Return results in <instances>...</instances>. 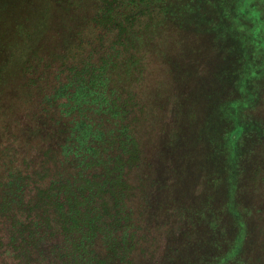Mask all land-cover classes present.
<instances>
[{
	"label": "rangeland",
	"instance_id": "rangeland-1",
	"mask_svg": "<svg viewBox=\"0 0 264 264\" xmlns=\"http://www.w3.org/2000/svg\"><path fill=\"white\" fill-rule=\"evenodd\" d=\"M250 1L205 0L201 10L183 11V22L160 28L169 37L156 45L140 89L143 164L132 171L125 199L128 233L140 239L127 256L132 264H264V99L259 104L253 91L259 48L243 42ZM103 3L0 0V153H18L11 167L26 177L25 202L53 175L46 153L55 150V118L66 97L60 111L53 102L69 69L92 65V42L102 46L101 57L111 43L110 32L92 25ZM213 10L228 20L221 30L211 28ZM242 77L250 91L243 101ZM239 127L247 131L240 146L232 137ZM4 161L0 154V191L8 180ZM9 234L0 218V264H19Z\"/></svg>",
	"mask_w": 264,
	"mask_h": 264
},
{
	"label": "trees",
	"instance_id": "trees-1",
	"mask_svg": "<svg viewBox=\"0 0 264 264\" xmlns=\"http://www.w3.org/2000/svg\"><path fill=\"white\" fill-rule=\"evenodd\" d=\"M204 1L104 0L92 25L110 32L111 43L99 57L102 46L92 42V65L70 68L67 84L54 97L57 111L61 97H66V103L62 104V115L55 118L54 127L59 134L55 150L46 153L52 155L54 166L48 183L38 185L35 195L25 202L26 177L22 170L11 167L18 153H0L8 176L0 191V218L12 235L10 242L21 258L19 264H30L31 257V263L36 260L37 264H132L127 256L135 251L136 238L138 243L140 239L135 232L128 233L130 219L125 212V199L133 188L129 184L132 171L141 169L143 164L136 112L141 120L147 109L140 103V89L149 81L156 45L169 37L160 28L183 22L187 15L183 11L190 10L191 14L195 9L201 10ZM251 3L252 0L243 13L252 16L243 42L259 48L253 58L258 62L252 77L256 82L253 91L261 94L262 104L264 51L260 52V46L264 48V6ZM219 15L218 21L212 20L213 31L221 30L222 21L228 22L226 16ZM245 80L248 79L242 77V85L239 84L241 101L250 92L244 87ZM78 82L92 88H75ZM246 104L240 108L245 110ZM238 105L239 102L234 103L235 107ZM228 122L233 124L232 120ZM240 122L236 120L237 125ZM229 132L225 129L223 136ZM246 133L239 127L232 134L239 136L238 146L243 145L241 140ZM256 175L255 183L260 179L259 173ZM18 215L24 219L19 221Z\"/></svg>",
	"mask_w": 264,
	"mask_h": 264
}]
</instances>
